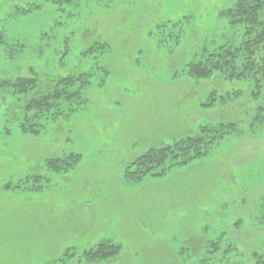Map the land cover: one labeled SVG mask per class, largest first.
I'll return each mask as SVG.
<instances>
[{"label": "rangeland", "instance_id": "1", "mask_svg": "<svg viewBox=\"0 0 264 264\" xmlns=\"http://www.w3.org/2000/svg\"><path fill=\"white\" fill-rule=\"evenodd\" d=\"M235 3L0 0V264H254L264 241V125H251L264 78L255 101L249 79L188 74L241 43L245 26L222 15ZM84 74L93 77L82 112L39 136L22 133L36 95L15 96L3 82L37 79L46 93ZM232 124L205 158L125 180L149 151ZM71 155L82 157L74 170L48 169ZM38 176L49 183L42 192L15 189ZM105 241L119 256L87 262Z\"/></svg>", "mask_w": 264, "mask_h": 264}, {"label": "trees", "instance_id": "2", "mask_svg": "<svg viewBox=\"0 0 264 264\" xmlns=\"http://www.w3.org/2000/svg\"><path fill=\"white\" fill-rule=\"evenodd\" d=\"M222 15L229 18L233 28L245 26L241 43L222 46L208 54L204 61L191 64L188 74L196 79H208L215 73L224 74L230 80L249 79L253 81L255 87L252 97L259 101L263 96L260 79L264 78V0H236L234 7ZM101 47L107 48L105 44ZM92 77L93 74H84L57 80L46 93L40 91L41 84L37 79L5 81L2 87L12 90L15 96H28L32 93L36 95L26 105L20 129L24 134L39 136L50 122L60 118L68 120L84 110L87 100L83 91L90 86ZM259 125H264L262 106L252 122V130ZM236 128L233 124L214 128L203 127L197 137L183 139L167 148L153 149L130 165L125 171L124 178L127 182L137 183L147 177H163L175 167H182L208 156L217 144L236 132ZM81 160V156L71 155L67 159L50 160L47 167L53 174H67L74 170ZM45 180L38 176L28 179L24 187L9 185L8 189L15 187L35 193L42 192L45 189L43 183L49 184ZM120 251V246L112 241H105L95 250L87 252L85 259L90 263L109 261L118 257ZM253 259L254 264H264V241L262 253H255Z\"/></svg>", "mask_w": 264, "mask_h": 264}]
</instances>
